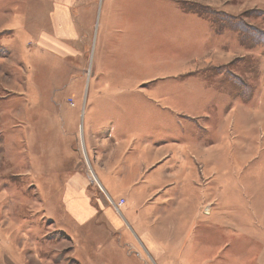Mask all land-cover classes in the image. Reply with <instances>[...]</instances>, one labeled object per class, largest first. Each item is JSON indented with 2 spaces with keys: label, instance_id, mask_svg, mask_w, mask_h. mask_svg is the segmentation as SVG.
<instances>
[{
  "label": "crops",
  "instance_id": "1",
  "mask_svg": "<svg viewBox=\"0 0 264 264\" xmlns=\"http://www.w3.org/2000/svg\"><path fill=\"white\" fill-rule=\"evenodd\" d=\"M228 1L231 6L224 2L219 4L218 0H194L225 15L251 9L264 11V0H257L258 3ZM142 2L0 0V37L8 42L16 37L25 46L24 53L35 56L42 68L48 62L60 63L77 79L90 73L94 78L92 90H103L107 86L101 79L136 76V73L119 69L125 67L120 63L131 54L133 46L140 44ZM218 34L221 38L222 34ZM250 47L232 52H222L223 49L218 48L212 55L223 58L224 54L233 53L235 58L227 61L231 63L251 53ZM137 49L140 51L139 47ZM8 57H11L10 52L0 57V62L7 64L6 70L0 68V74L13 68ZM88 57L91 68L87 64ZM22 58L23 62L18 61L16 65L20 68L17 74L19 78L29 79L31 77L22 66L28 58L23 55ZM84 64L90 70L83 72L81 66ZM191 72L194 71L187 69L183 75ZM165 75L171 76L168 72ZM262 76L264 80V74ZM17 86L19 88L12 92L18 105H26L27 99L36 100L30 93V82L25 85L23 80ZM133 88L147 91L136 85ZM262 90L264 94V87ZM157 98L163 100V97ZM155 103L159 108L158 102ZM165 103L164 110L170 113L167 119L171 124L183 125L196 117L184 108L179 110L170 105V109ZM111 110L110 105L85 104L82 133L89 156L87 170L64 143L68 136L67 129H63L65 108L59 114L58 122L63 126L56 136L60 145L53 149L59 154L55 157L56 165L66 164L67 158L71 162L61 169L66 175L62 181L56 176L53 180L44 176L39 177L38 183L41 189L51 191L39 201L44 218L61 232L57 233L58 240L54 244L55 258L59 252L61 255L55 264H136L126 253L123 242L140 257H149L153 264H264L262 259L255 261L253 249L232 251L227 247L209 248L200 244V233H222L223 228L224 233L247 235L250 232L246 222L250 217L254 219L255 204L264 202V199L255 198L253 192L245 196L246 190L241 184L237 186L238 173L234 168L231 170V154L230 159H226L229 163L222 164L221 131L220 139H213L211 143L200 137L190 139L174 133L161 141L158 140L160 134L152 127L157 118L151 104L141 105L138 114L133 116L123 107L117 109L118 114L110 113ZM262 117L264 119V113ZM71 118L76 120L75 111L69 112ZM71 126L75 128L69 123V131L74 130ZM228 153L231 151L226 152L224 158ZM88 170L101 189L91 181ZM252 187L257 189L258 185L252 184L248 189ZM107 196L113 203L107 201ZM120 199L124 202L116 208ZM205 207H209L208 215ZM50 232L44 236L46 240L51 237ZM190 233H197L195 243L190 245L192 250L187 245ZM47 251L44 250V257L38 253L36 259L40 264L48 260ZM217 254L224 256L217 257Z\"/></svg>",
  "mask_w": 264,
  "mask_h": 264
},
{
  "label": "rangeland",
  "instance_id": "2",
  "mask_svg": "<svg viewBox=\"0 0 264 264\" xmlns=\"http://www.w3.org/2000/svg\"><path fill=\"white\" fill-rule=\"evenodd\" d=\"M142 1V37L137 46L140 51L133 46L131 54L120 63L125 67L119 69L136 76L101 79L107 86L103 90H92L94 78L90 73L77 79L60 63L48 62L42 68L35 56L24 53L25 46L16 37L9 42L0 37V57L10 52L11 57L6 59L13 67L0 74V264H40L36 258L39 252L44 257L45 249L48 260L42 264H55L61 256L60 252L56 258L54 255L57 233L61 232L44 218L39 206L43 195L51 191L38 186L39 177L53 180L56 176L60 181L66 178L61 169L71 160L67 158L66 164L57 166L55 157L59 154L53 152L60 145L56 136L63 125L68 131L64 143L87 170L89 156L82 133L83 111L85 104L91 102L110 105L112 114H118L117 109L123 107L129 110V116L137 115L141 105L151 104L157 118L152 127L160 134L161 141L174 133L190 139L200 137L211 143L213 139H220V130L222 164L231 154V170L234 168L238 173L237 186L242 185L245 196L253 192L254 197L264 199V11L251 9L225 15L194 0ZM241 1L258 3L257 0ZM223 2L232 5L231 1L218 0L219 4ZM218 33L222 34L221 38ZM249 45L252 52L231 63L227 61L235 58L233 53L224 54L223 58L212 55L218 48L232 52ZM22 55L29 59L22 65L29 79L19 78L17 74L20 68L16 65L18 61L23 62ZM87 64L91 68L90 57ZM6 65L5 61L0 62V68L5 69ZM81 67L83 72L89 69L86 64ZM187 69L194 72L183 75ZM166 72L171 76L166 77ZM23 80L25 85L30 82V93L36 100L27 99L26 105H18L12 91ZM135 85L147 91L135 90ZM155 102L160 109L155 107ZM165 102L169 108L170 105L179 110L184 108L196 117L183 125L171 124L167 119L170 113L164 110ZM64 108L66 116L62 125L58 120ZM70 111L76 112V120L69 119ZM69 123L75 126H71L74 130L69 131ZM228 151L231 153L224 158ZM232 182L235 183L233 179ZM252 184L258 188L248 189ZM208 210L205 207L206 215ZM254 210V219L250 217L246 222L250 232L247 235L224 233L223 228L222 233H200V244L209 248L227 247L232 251L253 249L255 261L264 262V202L255 204ZM49 231L52 234L46 240L44 236ZM196 235L190 233L187 244L190 250ZM125 244L122 246L136 264H153L149 257H140Z\"/></svg>",
  "mask_w": 264,
  "mask_h": 264
},
{
  "label": "built area",
  "instance_id": "3",
  "mask_svg": "<svg viewBox=\"0 0 264 264\" xmlns=\"http://www.w3.org/2000/svg\"><path fill=\"white\" fill-rule=\"evenodd\" d=\"M90 178L93 180L92 176H90ZM93 182L97 185V187H98L99 189H101L100 186H99V184L97 183L96 180H95V181L93 180ZM106 198H107V201H108L109 203H113V201H112V199H110V197L107 196ZM123 202H124V200H123V199H120L119 202H117L116 205H115L116 208H117L119 205H121Z\"/></svg>",
  "mask_w": 264,
  "mask_h": 264
},
{
  "label": "bare ground",
  "instance_id": "4",
  "mask_svg": "<svg viewBox=\"0 0 264 264\" xmlns=\"http://www.w3.org/2000/svg\"><path fill=\"white\" fill-rule=\"evenodd\" d=\"M89 174L92 176L93 180L95 181L96 180L95 176L91 172H89Z\"/></svg>",
  "mask_w": 264,
  "mask_h": 264
},
{
  "label": "trees",
  "instance_id": "5",
  "mask_svg": "<svg viewBox=\"0 0 264 264\" xmlns=\"http://www.w3.org/2000/svg\"><path fill=\"white\" fill-rule=\"evenodd\" d=\"M194 11H196V12H197L198 10H194ZM197 13H199V11H198ZM249 46H250V45H249Z\"/></svg>",
  "mask_w": 264,
  "mask_h": 264
},
{
  "label": "water",
  "instance_id": "6",
  "mask_svg": "<svg viewBox=\"0 0 264 264\" xmlns=\"http://www.w3.org/2000/svg\"><path fill=\"white\" fill-rule=\"evenodd\" d=\"M91 181H93V180L91 179Z\"/></svg>",
  "mask_w": 264,
  "mask_h": 264
}]
</instances>
